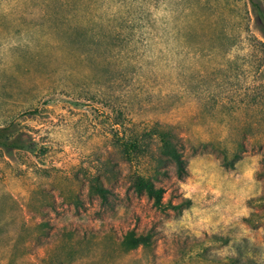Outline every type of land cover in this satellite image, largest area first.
<instances>
[{
  "label": "rangeland",
  "instance_id": "obj_1",
  "mask_svg": "<svg viewBox=\"0 0 264 264\" xmlns=\"http://www.w3.org/2000/svg\"><path fill=\"white\" fill-rule=\"evenodd\" d=\"M254 36L248 0H0V264H264Z\"/></svg>",
  "mask_w": 264,
  "mask_h": 264
},
{
  "label": "trees",
  "instance_id": "obj_2",
  "mask_svg": "<svg viewBox=\"0 0 264 264\" xmlns=\"http://www.w3.org/2000/svg\"><path fill=\"white\" fill-rule=\"evenodd\" d=\"M251 11L255 17L257 25L259 26L261 32L263 33V39L253 37L254 45L261 48L264 52V5L261 0H248ZM162 136L161 152L169 160L174 163L176 174L179 178H182L186 173L185 162L182 157V153L177 146V144L172 140L171 135L164 132ZM133 146H137L136 141L131 143ZM130 185L132 189L137 193H144L148 198L151 199L152 204L157 208H163L164 204L162 202L163 188L161 186H155L153 180L150 177H145L139 173L131 176ZM96 191L105 198V189L100 188L99 185L95 186ZM126 244L128 247H135L140 244L146 243L145 236H134L131 233L126 234Z\"/></svg>",
  "mask_w": 264,
  "mask_h": 264
}]
</instances>
